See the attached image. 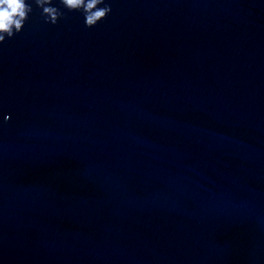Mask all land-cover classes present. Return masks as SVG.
I'll use <instances>...</instances> for the list:
<instances>
[{
  "label": "water",
  "instance_id": "95a60500",
  "mask_svg": "<svg viewBox=\"0 0 264 264\" xmlns=\"http://www.w3.org/2000/svg\"><path fill=\"white\" fill-rule=\"evenodd\" d=\"M106 2L0 44V264H264V0Z\"/></svg>",
  "mask_w": 264,
  "mask_h": 264
},
{
  "label": "clouds",
  "instance_id": "9594fccd",
  "mask_svg": "<svg viewBox=\"0 0 264 264\" xmlns=\"http://www.w3.org/2000/svg\"><path fill=\"white\" fill-rule=\"evenodd\" d=\"M60 5L68 11L80 12L84 18L85 27L92 28L111 12V6L106 0H59ZM33 4L40 8L46 23L55 25L62 12L55 6L54 0H0V44L11 39L22 31ZM10 119L9 114H5Z\"/></svg>",
  "mask_w": 264,
  "mask_h": 264
}]
</instances>
